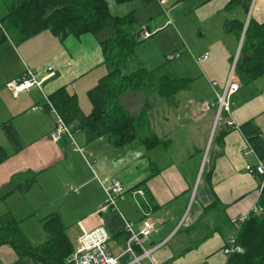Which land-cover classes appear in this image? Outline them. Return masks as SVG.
I'll return each instance as SVG.
<instances>
[{
  "label": "crops",
  "instance_id": "1",
  "mask_svg": "<svg viewBox=\"0 0 264 264\" xmlns=\"http://www.w3.org/2000/svg\"><path fill=\"white\" fill-rule=\"evenodd\" d=\"M8 1L0 0L1 19L8 15ZM109 1L114 15L125 16L135 9L136 19L156 2L163 21L152 18L141 25L137 20L138 27L151 32L152 26L165 23L166 31L157 34L172 35L181 42V55L158 67H147L136 56L134 60L149 71L164 65L161 73L188 80L186 87L171 98H163L147 85L127 92L121 100L131 115H146L158 143L149 148L138 140L116 148L106 138L89 143L84 134L77 133L85 149L84 154H78L67 137L54 142L50 137L54 116L32 108L44 104V93L50 96L66 87L77 95L83 113L89 114L80 98L109 72L101 41L112 37L84 34L61 40L46 31L27 41L17 39V44L7 35L0 44V147L10 157L0 164V196L19 174L25 180L35 174L36 181L26 193L17 191L0 201L4 203L0 216L12 213L30 241L42 244L47 240L42 219L56 213L68 227L75 249L81 235L79 223L96 214L105 200L101 182L108 184L117 178L128 191L119 202L128 221L137 229L144 218L161 221L144 242L147 249L155 248V264H228L225 250L237 235L235 220L260 207L259 180L246 169V165L256 164V158L247 154L249 142L240 128L253 121L264 136V74L247 85L234 75L239 90L229 100L230 113L223 112L218 121L216 102L231 73L235 74L245 58L248 25L251 21L264 24V0H168L164 7L157 0ZM154 38L152 34L147 41ZM165 51L168 58V49ZM248 55L255 56L253 50ZM26 67L41 78L49 68L54 75L45 81L44 93L34 88L15 98L7 84ZM97 72L103 75L98 77ZM206 103L212 107L204 113ZM229 121L235 126H229ZM8 122L21 138L18 153L2 130ZM87 157L92 160L90 166ZM137 190H143L145 196H134ZM216 202L219 210L207 211ZM102 218L110 235L111 253L120 256V264H130L133 257L124 254V221L110 212ZM87 223L95 225L91 220ZM0 259V264H36L30 257L19 258L9 245L0 247Z\"/></svg>",
  "mask_w": 264,
  "mask_h": 264
},
{
  "label": "trees",
  "instance_id": "2",
  "mask_svg": "<svg viewBox=\"0 0 264 264\" xmlns=\"http://www.w3.org/2000/svg\"><path fill=\"white\" fill-rule=\"evenodd\" d=\"M135 1L138 0H115L117 4ZM140 1L147 3L152 0ZM110 5L109 0H9L8 15L1 19L4 31L0 28V44L7 40V35L23 42L49 31L65 40L84 34L97 36L113 28L115 36L101 41L104 66L109 72L88 92L90 113H83L77 95L70 93L66 87L58 89L49 98L65 122L73 125L74 134H84L89 143L106 138L116 148H124L140 140L150 148L157 142V137L150 132L148 118L145 114L131 115L122 105L123 95L148 85L161 97L171 98L186 87L188 80L162 74L164 65L149 71L136 62L135 50L147 40L141 37L143 31L137 25L136 10H131L125 16H117ZM243 50L245 58L234 75L243 85H247L264 74V24L250 22ZM251 50L255 54L253 57L248 55ZM240 129L257 158L264 162V136L261 130L253 121L243 124ZM2 130L15 146V153H18L22 149V142L14 125L5 123ZM9 157L10 154L0 147V164ZM253 175L257 176L259 185L264 182L263 176ZM35 181V174L26 180L24 175H17L15 181L12 179L10 185L1 192L0 201L17 191L26 193ZM218 205V202L214 203L207 211L219 210ZM259 206L262 208L259 214L251 213L237 227L236 245L243 252L232 254L228 264H264V187ZM42 224L47 240L42 244H33L22 230L21 221L12 213H4L0 216V247L9 245L19 258L30 257L36 264H70L68 259L74 251V244L67 234L68 227L56 213L43 218ZM122 234H126L127 240L125 230Z\"/></svg>",
  "mask_w": 264,
  "mask_h": 264
},
{
  "label": "built area",
  "instance_id": "3",
  "mask_svg": "<svg viewBox=\"0 0 264 264\" xmlns=\"http://www.w3.org/2000/svg\"><path fill=\"white\" fill-rule=\"evenodd\" d=\"M157 2L164 7L168 0H157ZM0 28L4 31L3 23L0 18ZM143 39H149L151 34L148 31H143L141 33ZM178 56V55H177ZM207 56H205L206 58ZM48 73L43 77H39L38 74L32 69L26 67L25 71L21 76L16 79L11 80L7 84V88L12 93L13 97L17 98L21 93L30 91L31 89H39L44 93V83L47 79L54 75L53 68L48 69ZM215 85V84H214ZM239 90V85L234 82V72L231 73L227 86L225 87L223 93L217 95L216 105L218 106V119L221 117L223 112L230 113L229 100L235 92ZM44 104L40 106L33 107L35 110H47L55 118V126L51 133V139L54 142L60 141L62 138L67 137L71 140L73 145L82 152L81 148L78 146L75 134L73 132V125H69L65 120L59 115L57 109L53 105L49 96L44 93ZM215 105V104H214ZM212 104H204L203 111L206 113ZM201 117L197 118L199 120ZM229 126L234 127L235 123L233 121L228 122ZM250 148V152L247 154H253L256 158V164L254 166L246 165V169L250 174H256L258 176H263L264 178V162L260 161L254 151ZM246 154V155H247ZM102 184L105 200L99 206L96 214H93L87 220H83L79 223L81 229V235L78 238L77 246L74 249L72 255L69 257L68 262L70 264H120V256H115L111 253L109 249L110 235L106 230L104 220L102 215L104 213H113L124 221V230L126 231L128 238L125 244L124 254H130L133 259L130 264H141L143 260H149L151 264H155L153 259V252L155 248L147 249L144 246V242L151 236L154 230L161 225V221L158 219L144 218L139 223V228L135 227V224L128 221L124 214L122 213L119 202L124 199L128 191L125 189L123 183L117 179L113 178L110 183ZM264 187V182L259 185V192L261 194ZM132 194V193H131ZM133 195L145 196L143 190L133 191ZM262 209L255 206L249 214H244L235 220V225L243 223L251 213L261 212ZM88 220L94 222V226L90 227L88 225ZM231 247L225 250V254L229 257L234 253H241L243 249L236 245L235 237L231 238ZM1 263V259H0Z\"/></svg>",
  "mask_w": 264,
  "mask_h": 264
},
{
  "label": "rangeland",
  "instance_id": "4",
  "mask_svg": "<svg viewBox=\"0 0 264 264\" xmlns=\"http://www.w3.org/2000/svg\"><path fill=\"white\" fill-rule=\"evenodd\" d=\"M137 18H138L137 20H138L139 24L142 25L144 23H150L152 18H153L154 22L157 20L163 21L164 17L162 16V12H161L160 7L157 5L156 2H154L153 4L149 5L148 7H145L137 15ZM152 28H153V30L151 32H149V31L148 32L151 34V36H152V34H154L155 38H154V40H151V41H147L148 40L147 39L146 41H144L142 44H140L136 48L135 56L138 60L143 62L145 65H147V67H158L159 65L163 64L166 61V59H172L175 57V55L176 56L181 55V53H182L181 42H180V40H178L177 37H175V36L173 37L172 35L167 36L166 34H157L158 31H162V32L166 31L165 23L159 24L157 27L152 26ZM98 36H106L107 38L114 37L115 36V30L113 28H109L108 30H106V32L104 31V33L102 32ZM102 38H104V37H102ZM11 41L17 43V39H14L13 37H12ZM165 49L166 50L168 49V52H167L168 58H166V56H164V54L166 53ZM177 53H179V54H177ZM174 60L175 59H173L171 61L173 68H175L177 65L176 63H174L176 60L175 61ZM101 75H103L102 72L96 73V76H98V77H101ZM80 104L83 107L85 112H88V113L90 112L91 104H90L88 95L84 94V96L80 98ZM75 139H76L77 144L81 148L82 152L79 151V149L76 148L73 145V143H71L73 149L78 154L79 153L84 154L85 149L83 147L84 144L82 141V137L79 136V138H78L77 135H75ZM87 158H89V159H86V163L88 166H90L92 160H90V157H87ZM0 204H1L0 205V211H1L2 209H4V205H3L4 203H0ZM54 208L57 209V203L54 206ZM142 264H146V262L143 261Z\"/></svg>",
  "mask_w": 264,
  "mask_h": 264
}]
</instances>
